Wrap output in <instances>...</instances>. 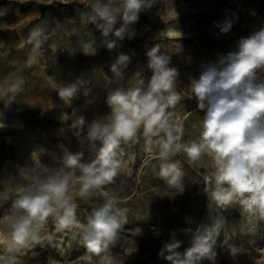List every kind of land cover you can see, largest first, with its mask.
<instances>
[{
	"label": "rangeland",
	"instance_id": "rangeland-1",
	"mask_svg": "<svg viewBox=\"0 0 264 264\" xmlns=\"http://www.w3.org/2000/svg\"><path fill=\"white\" fill-rule=\"evenodd\" d=\"M109 2L114 9L122 7V0H100ZM150 2L120 38L115 32L122 18L109 29L94 11L97 0H0V121L21 123L19 129L0 125V239L5 241L0 254L15 255V264H173L166 259L171 253L165 245L178 241L175 252L184 259L197 229L212 230L216 257L196 264H264V220L243 212L238 202L224 209L216 206L213 186L205 184L210 158L190 164L180 152L161 160L155 145L145 150L142 135L117 149L120 175L106 191L119 198L118 207L128 210L127 223L107 252L89 254L79 229L57 232L51 217L40 231L41 244L7 251L11 221L25 215L14 202L67 170L69 156L81 154V164L97 159L101 143L89 139V129L94 122H107L110 96L134 87L147 90L153 75L147 53L153 47L176 70L174 88L182 99L168 109L169 119L183 125L181 143H189L199 140L205 115L197 100L188 98L192 81L238 52L243 38L264 29V0ZM37 30L38 49L34 40L29 42ZM121 55L128 61L118 66L117 74L112 66ZM258 77L264 81V71ZM17 78L24 80L21 90L5 95L4 89ZM69 87L75 88L72 97L61 98L60 90ZM175 161L181 162L183 176L171 186L161 178L160 166ZM72 185L69 196L77 204L76 218L86 223L105 198L94 193L81 199L75 178Z\"/></svg>",
	"mask_w": 264,
	"mask_h": 264
},
{
	"label": "clouds",
	"instance_id": "clouds-1",
	"mask_svg": "<svg viewBox=\"0 0 264 264\" xmlns=\"http://www.w3.org/2000/svg\"><path fill=\"white\" fill-rule=\"evenodd\" d=\"M150 0H122V7L114 9L111 2L97 0L94 11L110 29L118 19L123 25L115 35L123 38L129 24L135 23ZM230 25L222 31H228ZM107 35V30L104 33ZM40 33L33 31L29 42L35 41L40 47ZM113 45L109 44L111 48ZM85 51L88 49L86 47ZM159 47L148 53L149 67L153 75L147 90L134 87L127 92H116L109 97L111 114L106 123L94 122L89 129V139L99 140L101 147L98 157L90 164H81L80 155H71L65 162V169L25 192L14 202L13 207L23 210L25 215L11 221L12 246L30 248L41 244L40 231L49 217L57 232L77 228L82 234L83 244L91 255L101 256L114 245L116 238L127 223V209L117 205L120 200L109 196L106 187L115 183L120 175L122 161L116 158L117 149L139 136L145 140V150L153 145L159 148V158L167 160L170 155L180 152L190 164L203 157L210 158L211 172L205 176V184L212 185L211 200L218 208L224 209L238 202L243 212L264 220V81L258 82V73L264 71V29L243 38L239 51L229 53L226 62L219 67L212 66L204 71L198 80L191 83L189 99L197 100V107L205 113L201 121L198 141L181 143L184 128L170 122L168 109L182 99L175 91V69L167 67L168 58L158 55ZM128 57L121 55L112 71L119 74V65H125ZM142 83V82H141ZM24 80H17L4 89L9 92L21 90ZM74 87L60 90L63 99L72 97ZM83 118L78 124H83ZM79 176H76V170ZM160 176L171 186H176L183 176L180 161L163 163ZM80 187L79 198L91 197L94 193L104 196L105 202L93 210L86 223L76 218L77 204L69 196L72 180ZM50 239V237H49ZM5 243L0 239V244ZM213 233L205 229L196 230L192 246L179 258L175 249L178 241L165 245L171 253L166 259L173 264H196L201 259L215 261L216 252ZM17 257L0 254V264H15Z\"/></svg>",
	"mask_w": 264,
	"mask_h": 264
},
{
	"label": "bare ground",
	"instance_id": "bare-ground-1",
	"mask_svg": "<svg viewBox=\"0 0 264 264\" xmlns=\"http://www.w3.org/2000/svg\"><path fill=\"white\" fill-rule=\"evenodd\" d=\"M0 125L2 127H6L7 129H19L21 127V123L15 119L3 120L0 121Z\"/></svg>",
	"mask_w": 264,
	"mask_h": 264
}]
</instances>
